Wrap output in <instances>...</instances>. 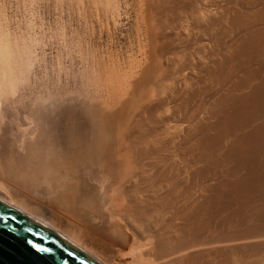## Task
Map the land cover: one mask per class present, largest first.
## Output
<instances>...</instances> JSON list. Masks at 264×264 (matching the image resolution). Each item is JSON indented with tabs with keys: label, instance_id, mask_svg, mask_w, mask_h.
Returning a JSON list of instances; mask_svg holds the SVG:
<instances>
[{
	"label": "bare ground",
	"instance_id": "obj_1",
	"mask_svg": "<svg viewBox=\"0 0 264 264\" xmlns=\"http://www.w3.org/2000/svg\"><path fill=\"white\" fill-rule=\"evenodd\" d=\"M52 2L0 7V202L98 264H264V0Z\"/></svg>",
	"mask_w": 264,
	"mask_h": 264
},
{
	"label": "water",
	"instance_id": "obj_2",
	"mask_svg": "<svg viewBox=\"0 0 264 264\" xmlns=\"http://www.w3.org/2000/svg\"><path fill=\"white\" fill-rule=\"evenodd\" d=\"M0 264L98 263L79 248L0 202Z\"/></svg>",
	"mask_w": 264,
	"mask_h": 264
},
{
	"label": "rangeland",
	"instance_id": "obj_3",
	"mask_svg": "<svg viewBox=\"0 0 264 264\" xmlns=\"http://www.w3.org/2000/svg\"><path fill=\"white\" fill-rule=\"evenodd\" d=\"M19 1L17 0H0V7L5 9V14L7 11L6 17L15 21L20 20V22L25 21V23L22 25V28L25 26H28L26 24V21L31 22L34 24V30H36L39 34H41L43 31H47L50 29V27H56L59 24L60 21V15L59 11L55 7L52 0H43V6L36 4H31L30 6H27L26 8H20L19 9ZM2 3V4H1ZM4 3V4H3ZM40 4V3H39ZM52 4V5H50ZM54 5V7H53ZM52 6V7H51ZM24 9V10H23ZM19 16V17H18ZM14 17V19H13ZM58 18V19H57ZM52 22V23H51ZM26 24V25H25ZM50 26V27H49ZM129 26V27H128ZM128 27V28H127ZM133 26L127 25L125 30L120 33L119 35V47L122 48L123 52L126 54L132 47V40L134 38V29ZM48 28V29H46ZM24 30H27L25 27ZM133 30V31H132ZM124 33V34H123ZM132 39V40H131ZM128 49V50H127ZM127 52H126V51Z\"/></svg>",
	"mask_w": 264,
	"mask_h": 264
},
{
	"label": "snow or ice",
	"instance_id": "obj_4",
	"mask_svg": "<svg viewBox=\"0 0 264 264\" xmlns=\"http://www.w3.org/2000/svg\"><path fill=\"white\" fill-rule=\"evenodd\" d=\"M31 243V242H30ZM42 251H44V249H41Z\"/></svg>",
	"mask_w": 264,
	"mask_h": 264
}]
</instances>
